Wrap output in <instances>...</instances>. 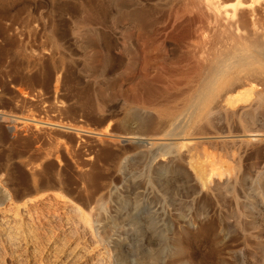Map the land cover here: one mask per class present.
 Masks as SVG:
<instances>
[{"label": "rangeland", "instance_id": "374dc122", "mask_svg": "<svg viewBox=\"0 0 264 264\" xmlns=\"http://www.w3.org/2000/svg\"><path fill=\"white\" fill-rule=\"evenodd\" d=\"M237 3L0 0V264H264V252L148 257L115 253L110 243L108 136L123 128L112 124L115 81L134 60L137 75L198 74L230 44L217 14ZM263 3L252 7L264 15ZM145 24L153 26L150 48L138 40ZM116 87L121 99L127 86Z\"/></svg>", "mask_w": 264, "mask_h": 264}, {"label": "bare ground", "instance_id": "6f19581e", "mask_svg": "<svg viewBox=\"0 0 264 264\" xmlns=\"http://www.w3.org/2000/svg\"><path fill=\"white\" fill-rule=\"evenodd\" d=\"M237 2L217 14L234 35L230 44L198 74L174 76L175 66L174 75L159 68L137 75L134 60L127 76L114 78L112 124H123L108 136L115 253L264 252V15L253 0ZM145 25L140 48L153 39ZM118 83L127 86L121 99Z\"/></svg>", "mask_w": 264, "mask_h": 264}]
</instances>
